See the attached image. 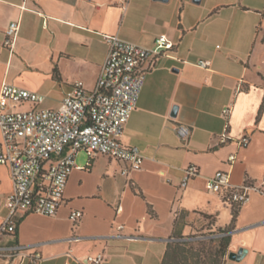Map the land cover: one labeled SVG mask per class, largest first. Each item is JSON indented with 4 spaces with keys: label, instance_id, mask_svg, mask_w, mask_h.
I'll list each match as a JSON object with an SVG mask.
<instances>
[{
    "label": "crops",
    "instance_id": "obj_1",
    "mask_svg": "<svg viewBox=\"0 0 264 264\" xmlns=\"http://www.w3.org/2000/svg\"><path fill=\"white\" fill-rule=\"evenodd\" d=\"M111 1L0 0V85L42 94L37 108H57L75 80L95 86L107 53L102 33L145 47L161 34L174 43L144 63L151 66L121 136L143 155L141 168L121 174L123 162L79 151L56 213H25L0 245H25L40 254L38 264H91L86 258L97 254L99 264H181L173 243L224 229L222 264H264V0H129L124 11ZM12 21L20 26L9 50L3 39ZM177 123L189 126L186 138ZM226 123L229 140L221 143ZM188 164L198 173L180 187ZM217 170L233 185L250 183L248 200L233 205L209 191ZM11 190L9 167L0 164V224ZM73 210L81 216L72 219ZM239 249V260L227 257ZM0 264L30 261L0 256Z\"/></svg>",
    "mask_w": 264,
    "mask_h": 264
},
{
    "label": "built area",
    "instance_id": "obj_2",
    "mask_svg": "<svg viewBox=\"0 0 264 264\" xmlns=\"http://www.w3.org/2000/svg\"><path fill=\"white\" fill-rule=\"evenodd\" d=\"M111 3L124 11L129 0H112ZM19 26L18 21H12L4 31L3 44L9 50L13 48ZM101 36L107 44V53L95 86L87 89L81 80L73 81L57 108H37L44 99L42 94L7 81L1 83L0 164L9 167L12 190L6 196L7 215L0 224V236L14 233L19 217L25 213L48 216L56 213L68 176L78 167L75 156L79 151L123 162L121 174L141 168L143 155L136 147L125 146L121 136L151 66L144 63L172 49L174 43L164 34L155 38L152 47L125 40L117 34L102 33ZM195 64L207 68L209 61L199 59ZM24 102L33 106L13 109ZM229 111L225 108L223 116L227 117ZM174 129L181 138L190 133L189 126L183 123H177ZM228 140L226 123L219 141L225 143ZM248 142L249 137L245 135L237 144L242 147ZM234 160L235 155L230 154L228 161ZM197 173V166L188 164L180 187H185L190 177ZM207 187L233 205L247 201L248 192L253 189L250 183L231 184L229 174L224 170L215 171L208 179ZM81 214V211L73 210L70 216L76 219ZM228 234L229 231L223 229L212 236L227 237ZM0 256H18L28 259L30 264H38L41 260L38 252L28 253L26 246L18 243L0 245ZM102 259V254H97L88 256L86 261L99 264Z\"/></svg>",
    "mask_w": 264,
    "mask_h": 264
},
{
    "label": "rangeland",
    "instance_id": "obj_3",
    "mask_svg": "<svg viewBox=\"0 0 264 264\" xmlns=\"http://www.w3.org/2000/svg\"><path fill=\"white\" fill-rule=\"evenodd\" d=\"M82 156V154L79 155V158ZM219 230L212 231V230H204L202 232L196 233L197 235H205L207 236L206 239H198V241L194 240H187L184 241V244L181 245L182 248L185 250L189 249V247H192L193 250L199 251V249L204 247V251L202 253L200 252L198 259L200 260V264H208L209 262H214L216 264H220L222 261V257H215L213 255L214 251L217 250L218 244L220 240H223L225 237H216V236H211L217 233ZM208 251L211 252V260L208 259ZM196 260L195 258L192 259V261Z\"/></svg>",
    "mask_w": 264,
    "mask_h": 264
},
{
    "label": "trees",
    "instance_id": "obj_4",
    "mask_svg": "<svg viewBox=\"0 0 264 264\" xmlns=\"http://www.w3.org/2000/svg\"><path fill=\"white\" fill-rule=\"evenodd\" d=\"M262 106L263 104L261 105L260 109H262ZM235 214H236V208H233V217L235 216ZM183 244L184 242H175L171 247V251L179 256L181 264H200L201 262L198 259V256L200 252L202 253V251H204V247L202 246V248L199 249V251L196 250L194 251L192 247H189V249L185 250L184 248L181 247V245ZM227 246H228V239L227 237H225L223 240L219 241L217 250H215L213 253L215 257H222V261L220 262V264L223 263V258L226 254ZM207 254H208V259L212 261L211 252L208 251ZM193 258H195L196 260L192 261ZM208 264H216V263L212 261L209 262Z\"/></svg>",
    "mask_w": 264,
    "mask_h": 264
},
{
    "label": "water",
    "instance_id": "obj_5",
    "mask_svg": "<svg viewBox=\"0 0 264 264\" xmlns=\"http://www.w3.org/2000/svg\"><path fill=\"white\" fill-rule=\"evenodd\" d=\"M197 1V0H196ZM177 107L175 106L172 110V115H175ZM245 249H239L237 252H229L227 257L233 260H239L245 253Z\"/></svg>",
    "mask_w": 264,
    "mask_h": 264
}]
</instances>
